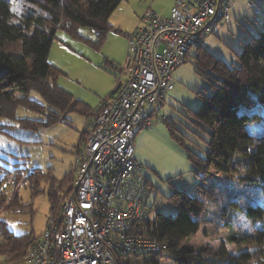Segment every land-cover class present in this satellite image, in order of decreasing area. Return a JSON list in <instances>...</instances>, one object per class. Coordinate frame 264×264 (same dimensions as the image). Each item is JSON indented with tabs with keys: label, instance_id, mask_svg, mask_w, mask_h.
Masks as SVG:
<instances>
[{
	"label": "trees",
	"instance_id": "trees-1",
	"mask_svg": "<svg viewBox=\"0 0 264 264\" xmlns=\"http://www.w3.org/2000/svg\"><path fill=\"white\" fill-rule=\"evenodd\" d=\"M17 1L24 3L21 11L17 9ZM121 2L0 0V117L16 120L25 128L37 129L64 121L70 111L91 117L103 106L107 99L92 108L60 87L57 84L60 72L50 64L49 55L59 29L82 38L79 28H90L96 33V44L102 45L113 28L111 14ZM193 52V55L189 52L188 57L194 58L198 73L210 77L212 88L211 94H201L200 108L193 112V123L207 137L204 154L190 150L188 155L201 180L196 186V194L182 189L169 196L178 207L174 216L158 213L153 222L136 223L135 233L156 237L168 244L165 253L143 255L137 261L163 264L166 258H173L175 264H264V227L256 236H243L235 232L232 219L224 225L229 231L228 241L237 247V252L223 246L217 252L201 249L198 253L193 246L185 245L209 219V191L204 175H240L242 183L256 185L264 196V134L253 136L248 132L250 125L264 120V30L243 45L238 57L239 66H229L205 50L203 43ZM33 91L38 92L47 105L32 99ZM20 106L44 113L46 121L18 118ZM3 127L5 125L0 124V131L5 132ZM87 136L88 132L84 130L81 140L85 142ZM45 180L50 187L51 215L58 212L64 200L73 193V172L58 180L41 168L29 171L19 162L12 166L0 162V211L7 208L9 212H15L16 208L23 207L19 194L10 197L8 187L16 189L27 182L32 194L36 195ZM245 214L254 225L262 223L264 226V199L263 204L248 205ZM38 239L33 233L16 234L1 222L0 253L5 256V262L0 264H21L29 246ZM248 245L254 248H243Z\"/></svg>",
	"mask_w": 264,
	"mask_h": 264
},
{
	"label": "rangeland",
	"instance_id": "rangeland-1",
	"mask_svg": "<svg viewBox=\"0 0 264 264\" xmlns=\"http://www.w3.org/2000/svg\"><path fill=\"white\" fill-rule=\"evenodd\" d=\"M23 4L17 1V9L21 11ZM169 7L168 0H122L111 14L113 28L102 45L96 44V33L90 28H79L82 38L59 29L49 55L50 64L60 72L57 84L75 99L96 108L114 89L116 75L120 73L116 66L125 64L128 48L124 32L134 30L139 16L147 9L168 15ZM263 30L264 0H238L230 10V20L220 22L213 33L204 36L203 48L229 66H239L243 45ZM209 78L197 72L195 60L189 56L173 72L174 89L166 94L162 109L152 117L153 125L143 128L135 137V158L142 164L143 174L153 190L148 201L151 222L156 220L158 213L168 216L177 213V205L169 199L175 190L184 189L191 195L197 193L196 186L201 179L188 155L190 150L204 154L207 149V137L193 123V112L200 108L201 94L212 92ZM31 98L47 105L38 92L33 91ZM17 117L39 122L47 118L44 113L24 106L18 108ZM86 118L77 111H70L64 121L32 129L16 120L0 117V124L5 125V132L0 131V162L7 166L19 162L29 171L41 168L58 180L70 172L75 178V159L85 147L81 136ZM248 132L253 136L264 134V120L250 125ZM241 175L246 176L245 173ZM204 177L209 191V219L185 245L193 246L198 253L201 249L217 252L223 246L237 252V247L228 241L229 231L224 223L232 219L235 232L256 236L264 226L250 222L245 208L250 204H263L262 190L256 185L242 183L240 175L207 174ZM49 188L46 180L41 182L40 193L36 195L32 194L27 182L16 189L8 187L10 197L19 194L23 207L16 208L15 212L7 208L1 210L0 223L4 222L16 234L33 233L40 237L50 216ZM243 248L252 250L254 246ZM3 262L5 256L0 253V263ZM163 264L175 262L173 258H166Z\"/></svg>",
	"mask_w": 264,
	"mask_h": 264
},
{
	"label": "built area",
	"instance_id": "built-area-1",
	"mask_svg": "<svg viewBox=\"0 0 264 264\" xmlns=\"http://www.w3.org/2000/svg\"><path fill=\"white\" fill-rule=\"evenodd\" d=\"M238 0H175L169 15L147 9L128 35L127 60L108 102L87 126L85 147L75 159L74 191L48 217L21 264H145L168 244L135 233L149 220L153 190L135 158L134 140L162 109L174 89L173 72Z\"/></svg>",
	"mask_w": 264,
	"mask_h": 264
},
{
	"label": "crops",
	"instance_id": "crops-1",
	"mask_svg": "<svg viewBox=\"0 0 264 264\" xmlns=\"http://www.w3.org/2000/svg\"><path fill=\"white\" fill-rule=\"evenodd\" d=\"M169 1V8H170V10H171V8H172V6L174 5V1L175 0H168ZM188 1H190V2H194L195 0H188ZM170 10H169V13H170ZM144 13V12H143ZM143 15V14H142ZM142 15H140L139 16V19H138V22L136 23L137 25L139 24V21H140V18L142 17ZM169 15V14H168ZM165 16H167V15H165ZM135 27V26H134ZM132 28L131 29H129L128 31H125V33H126V37L132 32ZM127 48H128V37H127ZM126 60H127V57H126ZM126 60H125V62H126ZM124 77H125V74L123 73V72H121V73H119V75H116V81H115V85H114V88L117 86V84H118V82H119V80H123L124 79ZM110 94V93H109ZM109 94L108 95H106V97H104V99H107L106 100V102H108V100H109V98H110V96H109ZM104 99H102V100H104ZM100 104V103H99ZM88 105H90L89 103H88ZM98 106V105H97ZM92 107V106H91ZM93 108V107H92ZM87 121H86V125H85V129L87 130V126H88V124L90 123V121H91V117H88L87 116ZM84 129V130H85ZM137 160V159H136ZM138 161V160H137Z\"/></svg>",
	"mask_w": 264,
	"mask_h": 264
}]
</instances>
